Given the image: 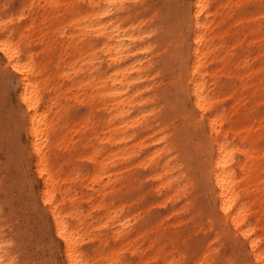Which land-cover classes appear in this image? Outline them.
<instances>
[{"label": "bare ground", "instance_id": "bare-ground-1", "mask_svg": "<svg viewBox=\"0 0 264 264\" xmlns=\"http://www.w3.org/2000/svg\"><path fill=\"white\" fill-rule=\"evenodd\" d=\"M74 2L66 25L53 17L67 37L51 52L70 57L54 64L21 50L32 14L16 37L0 18L22 137L0 160V264H264V0L179 5L165 32L187 57L168 55L153 74L156 60L137 57L154 49L137 18L144 0ZM167 85L179 98L159 105ZM63 86L85 90L75 121Z\"/></svg>", "mask_w": 264, "mask_h": 264}, {"label": "rangeland", "instance_id": "rangeland-1", "mask_svg": "<svg viewBox=\"0 0 264 264\" xmlns=\"http://www.w3.org/2000/svg\"><path fill=\"white\" fill-rule=\"evenodd\" d=\"M83 2V0H81ZM147 7L146 10H142L137 16V18L145 19L146 25L145 29L152 28L153 31L148 37H146L145 42L152 44L154 49L152 53H143L139 52L137 55L138 58H150L153 57L156 60V67L151 71V74L156 72V69L163 67L161 61L166 58L168 55L176 54L177 58L184 59L187 57V46L188 43L185 40H181L174 36L173 33L165 32L167 29V24H173L174 19L177 23V18H175L174 10L177 11L179 5H185L189 0H144ZM32 0H0V18H8L11 20L12 27L20 28L16 29L14 32V37L18 36V31L21 29H26L28 27L24 17L28 14H32L34 19L32 30L28 29L25 33L27 37H23L21 42V50L23 52L29 51L31 55L36 59V61L41 62L44 59L51 60V63L54 64L55 60L58 58L60 60H70L66 54L67 50L63 46L62 49L53 56L51 52V47L60 45L59 41L66 39L67 35H56L53 33V24L56 20L53 21L54 15H59L60 20L63 22L62 25L68 23L66 16H63V11L65 7L74 8L78 3L74 0H59V5L52 7L49 4H46L45 0H37L33 4L32 11L30 10V4ZM22 11L23 14H19ZM150 10L154 13V16H150ZM75 13H77L75 11ZM188 30L183 28V33ZM65 31L70 32L69 29L65 28ZM174 41L173 44H169V41ZM28 41V43H27ZM48 45L49 48L43 47ZM144 44H140L142 47ZM85 57V53L82 50V55L80 57L81 61ZM64 62L62 61L61 64ZM4 69L6 67H3ZM10 70L3 71L0 70V144L6 143L8 145V151L4 152L0 150V160H5L6 156H14L17 153V145H20L22 142V137L17 134L11 121L16 119L17 110L20 109L19 105L16 103V93H15V80L10 76ZM12 74V73H11ZM134 73H132L133 75ZM10 76V79L9 77ZM50 82L55 83L57 80L51 75L50 72ZM229 79L221 78L219 84L227 86ZM65 86H63L61 102L65 106V111L67 116L71 117L72 120H77L82 115H85L88 111L86 105L80 103L81 98L85 97V90L77 92L75 88L67 91L65 95L63 94ZM166 97L163 99H158V104H162L167 100V97H171L172 100H176L179 96L176 93V90L170 86H166ZM158 93L157 91H154ZM180 100V99H179ZM229 101H225L224 106L227 105ZM264 112V102H259L256 106V115L261 116ZM94 142V141H93ZM13 152V153H12ZM12 153V154H11ZM79 165L88 170L91 168V162L85 160V158L79 160ZM137 173L142 175L144 171L142 169H137ZM149 202L152 201V196H147ZM146 200V201H147ZM12 205H17L18 199L13 198L11 200ZM159 210V209H155Z\"/></svg>", "mask_w": 264, "mask_h": 264}]
</instances>
